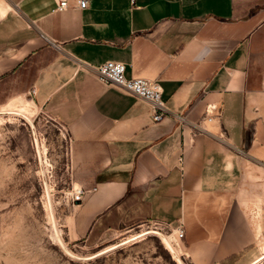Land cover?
Here are the masks:
<instances>
[{
	"label": "crops",
	"instance_id": "crops-1",
	"mask_svg": "<svg viewBox=\"0 0 264 264\" xmlns=\"http://www.w3.org/2000/svg\"><path fill=\"white\" fill-rule=\"evenodd\" d=\"M108 60L161 85L163 118L99 78ZM22 95L85 190L67 242L151 222L183 225L190 264L264 254V0H0V106Z\"/></svg>",
	"mask_w": 264,
	"mask_h": 264
},
{
	"label": "rangeland",
	"instance_id": "rangeland-1",
	"mask_svg": "<svg viewBox=\"0 0 264 264\" xmlns=\"http://www.w3.org/2000/svg\"><path fill=\"white\" fill-rule=\"evenodd\" d=\"M21 99L30 97L22 95ZM36 111L34 107L31 117L22 112L33 125ZM11 114H2L0 119V264H181L160 235H142L153 229L171 235L178 248L175 253L183 264H190L185 257L184 235L178 240L171 231L178 225L169 228L168 224L146 222L108 232L93 242H67L59 218L60 207L73 203L65 196L71 187L64 182V139L54 135L48 141L39 136V150L31 124L21 115ZM51 227L62 244L54 241ZM102 249L107 250L99 253ZM254 264H264V257Z\"/></svg>",
	"mask_w": 264,
	"mask_h": 264
},
{
	"label": "built area",
	"instance_id": "built-area-1",
	"mask_svg": "<svg viewBox=\"0 0 264 264\" xmlns=\"http://www.w3.org/2000/svg\"><path fill=\"white\" fill-rule=\"evenodd\" d=\"M76 5L79 8H85L88 4V0H75ZM68 6V0H56V9L63 10ZM125 65L123 62L108 60L99 65L98 76L101 80L118 85L123 89L132 92L143 99L147 100L151 104L152 116L155 121L160 120L167 113V106L162 99V87L159 83L151 81L149 79L134 77L127 78L125 76ZM215 106L209 105L206 109L205 115L210 120V113ZM85 190L80 187H71L65 192L66 198L72 202L79 201L83 198ZM172 233L176 231V238L181 240L184 235V230L181 225H178L175 229L171 230ZM177 244V243H176ZM178 245V244H177Z\"/></svg>",
	"mask_w": 264,
	"mask_h": 264
},
{
	"label": "bare ground",
	"instance_id": "bare-ground-1",
	"mask_svg": "<svg viewBox=\"0 0 264 264\" xmlns=\"http://www.w3.org/2000/svg\"><path fill=\"white\" fill-rule=\"evenodd\" d=\"M18 111H21V112H18ZM33 111H34V107H33L32 103L29 100L15 98L12 101H10V102H8V103L0 106V114H1L0 115V119L3 117L2 114H10V115H7V116L10 117V116H12L11 113H22V112L25 113V114H27L29 117H31V114L33 113ZM37 143H38V147H39L40 146V142H39L38 133H37ZM39 150H40V147H39ZM41 153H42L43 159H44L43 162L45 163L46 166L49 165L48 164V161H47V158H46V155H45V146L43 144H41ZM41 159H42V156H41ZM43 162H42V164H43ZM47 185H49V184H47ZM48 218H49V222L51 223V219H50L49 213H48ZM174 232H176V231H174ZM145 233H147V231H144L142 233V235L145 234ZM51 235H52L54 241L57 242V239L55 237V234L53 232L52 227H51ZM164 236H165V240H166V241L164 240L165 244L166 245L168 244L169 245V248H171L173 251H175V250L178 251V248L173 244V241H172L173 239H171V235H168L167 234V235H164ZM133 237H135V236H133ZM127 240H129V239H127ZM125 241H123V242H125ZM260 248H261L262 252L264 253V243L261 244V247ZM103 250H105V249H102L101 251H103ZM263 257H264V254H261L252 263L257 262V261H260Z\"/></svg>",
	"mask_w": 264,
	"mask_h": 264
},
{
	"label": "water",
	"instance_id": "water-1",
	"mask_svg": "<svg viewBox=\"0 0 264 264\" xmlns=\"http://www.w3.org/2000/svg\"><path fill=\"white\" fill-rule=\"evenodd\" d=\"M15 114H18V115H21L23 118H25L30 124H31V128H32V133H33V137H34V139H35V142L37 143V134H36V131H35V128H34V125H33V123L31 122V120L26 116V115H24V114H22V113H15ZM38 144V143H37ZM39 148V147H38ZM150 232H153V233H156V234H158V235H160L161 236V238L163 239V240H165V236H164V234L163 233H161L160 231H158V230H149V231H147V233H150ZM56 236H57V239H58V241L62 244V242H61V239H60V237H59V234L56 232ZM166 241V240H165ZM121 244V243H120ZM167 246L169 247V245L167 244ZM107 249H105V250H103V251H100L99 253H102V252H105ZM170 250L172 251V253L174 254V256H176V258L178 259V261L181 263V264H183L182 263V261L180 260V258L177 256V254L175 253V251H173L171 248H170ZM99 253H96V254H99ZM96 254H94V255H96ZM94 255H92V256H94ZM92 256H89V257H92ZM88 257V258H89ZM254 263H256V262H254ZM254 263H251V264H254Z\"/></svg>",
	"mask_w": 264,
	"mask_h": 264
}]
</instances>
